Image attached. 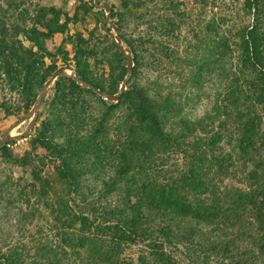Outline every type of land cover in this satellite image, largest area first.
I'll use <instances>...</instances> for the list:
<instances>
[{
  "label": "trees",
  "instance_id": "1",
  "mask_svg": "<svg viewBox=\"0 0 264 264\" xmlns=\"http://www.w3.org/2000/svg\"><path fill=\"white\" fill-rule=\"evenodd\" d=\"M245 4L254 10L255 19L236 36L235 69L224 68L222 58L215 62L221 69L222 101L200 119L188 118L184 103L175 96L150 94L130 81L119 101L107 106L72 75L57 79L55 112L42 122L35 141L47 153L44 158H51L65 194L54 193L50 180L42 179L32 153L11 157L15 165L29 169L32 178L28 192L17 185L19 204L31 196L56 199L55 227L49 228L56 239L11 248L0 264H129L121 259L122 251L135 242H145L148 248L137 264H180L169 247L188 256L199 249L216 264H264V1ZM128 44L139 67L142 58ZM221 46L215 48L219 56L231 53L229 45ZM198 64V79L206 71L212 73L206 62ZM68 66L65 58L60 70ZM76 78L114 94L85 74L78 72ZM87 97L108 113L122 110L115 140L108 139L104 115L90 120ZM177 153L180 160L170 165ZM99 167L108 173L101 182L105 204L96 209L81 189ZM237 176L244 187L224 184ZM119 190V195L114 192ZM70 196L82 203L75 205ZM30 214L19 207L17 224Z\"/></svg>",
  "mask_w": 264,
  "mask_h": 264
},
{
  "label": "rangeland",
  "instance_id": "2",
  "mask_svg": "<svg viewBox=\"0 0 264 264\" xmlns=\"http://www.w3.org/2000/svg\"><path fill=\"white\" fill-rule=\"evenodd\" d=\"M103 1L113 7L111 13L96 0H0V137L5 133L17 136L25 132L40 90L65 65V58L69 65L63 70L65 74L77 77L80 72L107 92L117 93L127 74L126 56L132 61L135 57L128 43H132L142 58L139 67L133 62L130 83L149 89L150 94L169 95L172 99L175 96L184 103V114L190 119H200L220 104L221 69L215 62L222 58L220 64L225 62L224 68L236 67V36L255 19L254 10L246 6L245 0ZM221 45H229L231 53L219 56L215 48ZM199 61L206 62L212 73L206 71L198 79L194 73ZM58 78L45 91L38 120L28 133L0 144V257L11 252V248L20 250V245L32 246L41 239H56L49 231L55 227L52 213L56 199L53 195L50 201L31 196L19 204L17 185L26 186L28 192L32 178L29 169L15 165L11 157L32 153L31 159L40 169L42 179L50 180L54 193L65 194L66 187L54 172L51 158H44L47 153L35 141L42 122L55 112L53 86ZM86 99L92 110L90 120L96 121L104 115L108 120V139L115 140L116 132L121 130L122 110L108 113L96 99ZM103 100L107 106L117 103ZM170 128L173 129V122ZM173 159L180 160V154L171 156L170 165ZM108 171H111L109 167ZM106 172L107 169L99 167L83 181L81 191L89 202L95 203L96 209L105 204L100 194ZM97 173L100 175L95 176ZM224 184L244 185L240 176L234 180L228 178ZM114 192L119 195L120 190ZM72 202L82 203L77 196ZM19 207L31 214L26 221L20 217L17 224ZM177 248L185 251L179 244ZM147 251L145 242L131 243L122 251L121 259L137 264L139 254ZM167 251L180 264H216L215 259L211 260L209 254L199 249L191 250L189 256L173 247Z\"/></svg>",
  "mask_w": 264,
  "mask_h": 264
},
{
  "label": "water",
  "instance_id": "3",
  "mask_svg": "<svg viewBox=\"0 0 264 264\" xmlns=\"http://www.w3.org/2000/svg\"><path fill=\"white\" fill-rule=\"evenodd\" d=\"M96 1L98 3H101L102 4V7L104 9H106L109 13L112 12V8H111V6L108 3L104 2L103 0H96ZM103 27H105V25H103ZM114 43L121 50V52H123L121 46L118 44V41L115 38H114ZM126 61H127V74H126L124 80L122 81V84H121V86L119 88V91L117 93H114V94L105 93L104 91H101L99 89H96L94 86L89 85V84H87L85 82H82V81L78 80L75 76H73V78L76 79L77 82L80 83L81 85L86 86L88 89L92 90L98 96L103 97V98H105V99H107L109 101H112V102H118L119 99L121 98L122 93L126 89L127 81L129 80V78L131 77V74H132V66H133L132 58L126 56ZM62 76H69V75L65 74L64 71H61V70L55 72L51 76V78L45 83L44 87L40 90V92L38 94V97L36 99V102H35V106L33 108V112H32L33 113V117L31 119V121L29 122V124H28L25 132L22 133V134H20V135H17V136H10V135H7L5 133V134H3L0 137V144L8 143L12 139L22 138V137H24L28 133V131L31 129L32 125L34 124L35 120L37 119L38 112H39V109H40V104L42 102V98L44 96L45 91L49 88V86L51 85V83L57 77H62Z\"/></svg>",
  "mask_w": 264,
  "mask_h": 264
}]
</instances>
